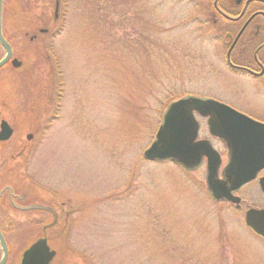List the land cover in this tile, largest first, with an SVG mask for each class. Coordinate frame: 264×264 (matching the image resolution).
I'll list each match as a JSON object with an SVG mask.
<instances>
[{
	"label": "rangeland",
	"instance_id": "374dc122",
	"mask_svg": "<svg viewBox=\"0 0 264 264\" xmlns=\"http://www.w3.org/2000/svg\"><path fill=\"white\" fill-rule=\"evenodd\" d=\"M198 14L190 0H5L22 62L0 69L15 128L0 186L23 207L1 211L14 254L46 211L53 264H264V241L211 197L204 168L143 156L173 101L225 85L218 32Z\"/></svg>",
	"mask_w": 264,
	"mask_h": 264
},
{
	"label": "flooded vegetation",
	"instance_id": "af4514ba",
	"mask_svg": "<svg viewBox=\"0 0 264 264\" xmlns=\"http://www.w3.org/2000/svg\"><path fill=\"white\" fill-rule=\"evenodd\" d=\"M190 2L199 13L196 18H204L206 24L217 30V40L223 47L225 70L223 71L225 85L222 86V90L220 89L221 95L214 93L213 87H209L211 95L205 99L219 102L226 108L210 109L213 107L210 106L205 116L194 112L199 124L196 141H203L205 146L199 154L200 163L195 168H204L206 185L211 197L240 210L249 232L264 241L263 237L246 224L249 211L264 210V0H190ZM2 27L3 35L12 48V58H15L13 43L5 34L4 25ZM33 39L35 36L31 38ZM2 49L3 58L5 50L3 47ZM7 66L12 67V62L9 61L4 67ZM2 105L3 102H0V127L2 121H6L13 134L8 140L0 141V157L6 144L15 134L14 124L7 117H2L4 113ZM32 137L33 134H28L27 139L31 140ZM217 162L216 181L210 186L208 174L216 167ZM249 176L252 177L246 179ZM214 191L222 198L217 200ZM20 200L19 196L13 193V187L4 184L0 186V229L8 247L5 264H13L14 261V264H22L24 252L39 239H46L50 249L55 251L51 262L53 264L59 253L52 247L53 239L57 236L50 237L47 234L51 229L49 224L54 219L50 212H42L49 218L46 223L41 224L42 234L29 242L22 252L13 253L8 235L1 226V211H5L7 206L23 210L20 206L22 204L18 203ZM5 217L10 221V215ZM2 257L0 244V261Z\"/></svg>",
	"mask_w": 264,
	"mask_h": 264
},
{
	"label": "water",
	"instance_id": "95a60500",
	"mask_svg": "<svg viewBox=\"0 0 264 264\" xmlns=\"http://www.w3.org/2000/svg\"><path fill=\"white\" fill-rule=\"evenodd\" d=\"M4 0H0V44L5 50V56L0 60V68L7 64L12 57V48L5 39L2 30ZM14 67H19L21 62L14 58L11 60ZM210 106H213L210 108ZM226 108L225 105L208 99L198 97H184L172 102L167 109L163 122L159 126L155 138L144 151L143 156L147 161H171L183 165L187 169L195 168L200 163L199 154L205 149L203 141H196L199 124L194 116V111L205 116L207 109ZM10 125L1 123L0 141H6L12 136ZM217 165L208 174L210 186L216 181ZM249 176L246 179L251 178ZM246 181V180H244ZM214 197L219 200L220 194L214 191ZM246 223L257 234L264 237V210L253 209L248 212ZM0 244L3 257L0 264H5L8 257V247L0 229ZM55 256L47 244L46 239H39L23 254L22 264H51Z\"/></svg>",
	"mask_w": 264,
	"mask_h": 264
}]
</instances>
